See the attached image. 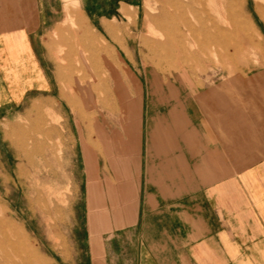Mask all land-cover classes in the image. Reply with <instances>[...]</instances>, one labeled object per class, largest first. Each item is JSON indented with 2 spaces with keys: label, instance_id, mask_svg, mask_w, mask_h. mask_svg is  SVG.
<instances>
[{
  "label": "rangeland",
  "instance_id": "374dc122",
  "mask_svg": "<svg viewBox=\"0 0 264 264\" xmlns=\"http://www.w3.org/2000/svg\"><path fill=\"white\" fill-rule=\"evenodd\" d=\"M231 1L147 0L102 25L65 0L41 38L49 91L0 117V264H95L93 209L118 204L123 185L137 200L149 129L201 113L208 87L243 118L264 107V0ZM66 9L97 49L77 46Z\"/></svg>",
  "mask_w": 264,
  "mask_h": 264
},
{
  "label": "crops",
  "instance_id": "0c3cea01",
  "mask_svg": "<svg viewBox=\"0 0 264 264\" xmlns=\"http://www.w3.org/2000/svg\"><path fill=\"white\" fill-rule=\"evenodd\" d=\"M72 2L103 25L114 11L141 9L147 0ZM65 8V0H0V117L49 91L41 38ZM67 21L77 26V46L97 49L82 16L66 9ZM64 30L59 25L55 32ZM202 94V112L192 109L186 123L171 118L169 129L157 123V134L149 129L137 200H126L130 186L123 185L118 204L95 205L93 263L264 264V107L257 103L254 116L243 118L219 87Z\"/></svg>",
  "mask_w": 264,
  "mask_h": 264
},
{
  "label": "bare ground",
  "instance_id": "6f19581e",
  "mask_svg": "<svg viewBox=\"0 0 264 264\" xmlns=\"http://www.w3.org/2000/svg\"><path fill=\"white\" fill-rule=\"evenodd\" d=\"M257 3V2H256ZM236 5H237V3L235 2V1H231L230 3H229V7L231 8V9H238L237 7H236ZM232 14V13H231ZM221 19V18H220ZM86 45V44H85ZM41 106V105H40Z\"/></svg>",
  "mask_w": 264,
  "mask_h": 264
}]
</instances>
